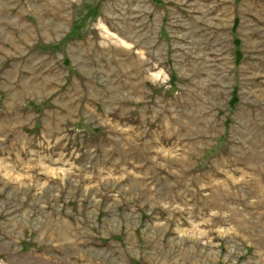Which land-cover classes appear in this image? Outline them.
I'll list each match as a JSON object with an SVG mask.
<instances>
[{"label": "rangeland", "instance_id": "1", "mask_svg": "<svg viewBox=\"0 0 264 264\" xmlns=\"http://www.w3.org/2000/svg\"><path fill=\"white\" fill-rule=\"evenodd\" d=\"M0 264H264V0H0Z\"/></svg>", "mask_w": 264, "mask_h": 264}]
</instances>
